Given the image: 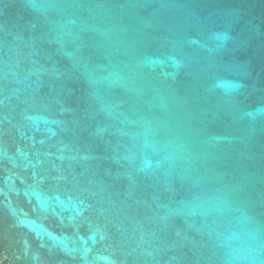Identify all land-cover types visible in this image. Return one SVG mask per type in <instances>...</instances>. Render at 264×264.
I'll use <instances>...</instances> for the list:
<instances>
[{"label": "water", "instance_id": "1", "mask_svg": "<svg viewBox=\"0 0 264 264\" xmlns=\"http://www.w3.org/2000/svg\"><path fill=\"white\" fill-rule=\"evenodd\" d=\"M0 264H264V0H0Z\"/></svg>", "mask_w": 264, "mask_h": 264}]
</instances>
